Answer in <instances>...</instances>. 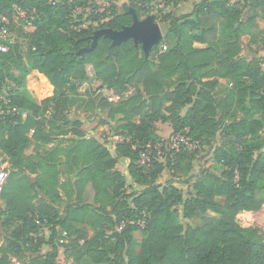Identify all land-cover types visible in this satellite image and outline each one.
Returning <instances> with one entry per match:
<instances>
[{
    "label": "trees",
    "instance_id": "trees-1",
    "mask_svg": "<svg viewBox=\"0 0 264 264\" xmlns=\"http://www.w3.org/2000/svg\"><path fill=\"white\" fill-rule=\"evenodd\" d=\"M147 1L130 0L122 13L114 4L110 13L95 9L84 26L68 0H0L11 30L17 7L37 14L26 50L18 37L0 50V163L9 170L0 190V264H58L61 247L75 264H264V232L237 221L264 203V58L241 55L243 37L256 39L264 0H199L181 16L166 12L149 55L132 38L113 45L102 36L84 50L96 30L130 25V8L147 16ZM35 76L51 87L42 98L28 88ZM222 80L232 87L219 97ZM105 91L122 98L110 102ZM81 96L118 124L115 148L70 116ZM157 122L197 146L211 144L221 172L199 164L191 181H178L176 171L184 162L191 169L194 158L186 148L164 160L153 148L140 164L141 149L164 141ZM122 158L127 173L117 168ZM165 170L172 176L161 182ZM196 216L205 222L186 221ZM140 218L143 227L118 230Z\"/></svg>",
    "mask_w": 264,
    "mask_h": 264
},
{
    "label": "rangeland",
    "instance_id": "rangeland-1",
    "mask_svg": "<svg viewBox=\"0 0 264 264\" xmlns=\"http://www.w3.org/2000/svg\"><path fill=\"white\" fill-rule=\"evenodd\" d=\"M49 1V0H48ZM168 0H148L149 7L151 8V11L149 12V15L154 16L155 20L161 25V28L164 32L165 30V24L162 21V17L165 15L166 12L171 11L172 13L176 14L177 16H181L183 14L189 13L192 11L194 2L199 0H186L181 2L178 6L173 5V3L167 4ZM130 0H79L78 5L80 6V9L78 12H74V15H76L74 18L78 21L83 20V25H89L90 24V15L91 13L97 9L104 7L102 5L110 4L111 6L114 4L116 8L117 13H122L126 10V5H128ZM147 16H141L140 18H145ZM82 17V18H80ZM259 25L256 28H252L251 32L254 33L256 36L255 40H252V36L250 34H247L243 37L241 46H242V52L241 55L251 59H263L264 58V16L260 17ZM14 30L12 29L14 35H16L20 41L23 43L24 50L27 49V36L26 34L31 33L35 28L32 25L29 24H23V21H18L14 25ZM158 46V45H157ZM156 47V46H155ZM154 48V47H153ZM32 78V77H31ZM31 86L30 89L33 91L34 95L36 97H44L49 92V84L45 82L42 78H39V76H35L31 79ZM98 86V82L95 83L94 87ZM232 87V84L229 83L227 80H222L219 89H218V95L219 97L226 94V92ZM5 89V88H2ZM0 88V93L1 90ZM133 90V89H131ZM39 93H41L39 95ZM1 98V96H0ZM88 97L87 96H81L73 101L72 104H69V112L70 115L74 119H81L85 121V131L87 132V135H96L97 137L101 138L106 144L109 146H114L117 140L120 139L117 132V126L118 124L115 122V120H112L108 117L107 111H101L98 108H95L94 106H88ZM47 115H50L48 112H46ZM32 123H35V120L31 119L29 122V125L31 126ZM36 124V123H35ZM160 131L163 133L161 136V139H168L170 138V135L172 132L167 131L166 129H160ZM159 132V129H158ZM169 149H165V156L166 153L168 154ZM214 148L211 144H205V145H198L197 147L192 148V155L193 160L191 161V169L188 167V162H184L182 164V168L180 170L176 171V174L174 177L178 181H191L193 179L192 175L195 171L198 170L199 164L202 165L204 169H211L216 172H221L222 166L218 164L214 158H213ZM163 158V160H164ZM170 173L165 170L162 174V177L160 181H164L166 178L171 177ZM191 185V182H190ZM180 186V185H179ZM183 188V191L187 192V185L181 184L180 186ZM257 196L259 199H262V191L258 189ZM222 201V199H220ZM1 204L5 205V201L1 200ZM187 222H191L194 224H203L205 220L201 218L200 216H196L195 218L186 220ZM237 221L245 227L249 226H256L260 227L262 231L264 232V203L261 205V207L257 210H245L240 212L237 215ZM135 237L138 240H142L144 238V232L141 230H137L134 232ZM48 249L47 245L43 246V251H46ZM58 264H75L73 259L66 257L64 253V247L60 248V255L57 259ZM13 264H23L20 261L14 260Z\"/></svg>",
    "mask_w": 264,
    "mask_h": 264
},
{
    "label": "built area",
    "instance_id": "built-area-1",
    "mask_svg": "<svg viewBox=\"0 0 264 264\" xmlns=\"http://www.w3.org/2000/svg\"><path fill=\"white\" fill-rule=\"evenodd\" d=\"M78 1L79 0H68V2L73 5V11L75 13L78 12V10L80 9V6L78 5ZM106 4L107 3H105V5H102L104 7L100 8L99 10H96V13L98 12L102 13L106 9H109V7H111L110 4L108 5ZM110 12L111 10L109 9L107 13ZM36 18H37V14L35 9H33L29 13L27 10L22 9L20 7L16 8V12L14 14L15 23L21 20L30 25L32 24L33 20H35ZM9 24H10V19L8 18V16L0 14V50L3 52L8 51L10 48V44L15 43L17 40V36L14 35L11 28L9 27ZM166 48H167L166 44H162L160 46L161 51L166 50ZM105 93L110 102H117L122 98V95L113 93L112 91H105ZM163 140H164L163 142L157 143L154 146L152 144H148L146 148L140 150L139 152L140 164L145 165L150 160V155L153 148L157 151L156 157L159 159H163L165 156V149H169V150H180L181 148L192 149L193 147L197 146V143L184 133H172L170 135V138ZM8 177H9V170L7 169V166L0 163V190L3 189ZM44 221L46 222V219ZM126 222L137 223L141 227H143L145 224V220L142 218L138 219L137 221L123 220L119 224L118 230H121L125 226ZM48 232L49 231L46 228V233ZM63 241L64 240L62 239L61 242Z\"/></svg>",
    "mask_w": 264,
    "mask_h": 264
},
{
    "label": "water",
    "instance_id": "water-1",
    "mask_svg": "<svg viewBox=\"0 0 264 264\" xmlns=\"http://www.w3.org/2000/svg\"><path fill=\"white\" fill-rule=\"evenodd\" d=\"M128 12L133 17V21L130 25L124 26L119 30L109 27L96 30L93 35L92 45L84 50H93L97 46L98 39L102 36L111 38L113 45H117L129 38H132L136 45H141L146 55H149L153 47L159 45L163 38L161 25L152 15L140 18L134 8H130Z\"/></svg>",
    "mask_w": 264,
    "mask_h": 264
},
{
    "label": "crops",
    "instance_id": "crops-1",
    "mask_svg": "<svg viewBox=\"0 0 264 264\" xmlns=\"http://www.w3.org/2000/svg\"><path fill=\"white\" fill-rule=\"evenodd\" d=\"M196 2V1H195ZM194 2V3H195ZM85 26V25H84ZM30 86H31V83L30 82H28V88L30 89ZM31 90V89H30ZM33 92V91H32ZM75 98V97H74ZM70 103H72V101H70ZM71 116V115H70ZM72 117V116H71ZM84 121V120H83ZM85 122V121H84ZM156 126H157V128L159 129V134L162 136V132L160 131V129H166L167 131H169V132H172L173 133V128H172V126L169 124V123H164V122H157V124H156ZM171 133V134H172ZM114 148H115V144H114V146H113ZM128 163H129V161H128V159H126V158H122L121 160H120V163L117 165V168L120 170V171H122V172H125V173H127V167H128ZM4 165H8V163L7 162H5L4 163ZM164 173V172H163ZM162 177V176H161ZM48 247V246H47Z\"/></svg>",
    "mask_w": 264,
    "mask_h": 264
}]
</instances>
